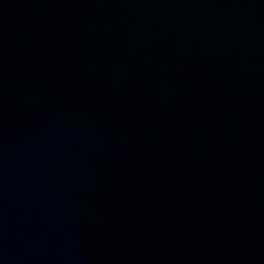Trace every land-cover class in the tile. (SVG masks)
<instances>
[{"label": "water", "instance_id": "water-1", "mask_svg": "<svg viewBox=\"0 0 264 264\" xmlns=\"http://www.w3.org/2000/svg\"><path fill=\"white\" fill-rule=\"evenodd\" d=\"M0 264H264V0H0Z\"/></svg>", "mask_w": 264, "mask_h": 264}]
</instances>
